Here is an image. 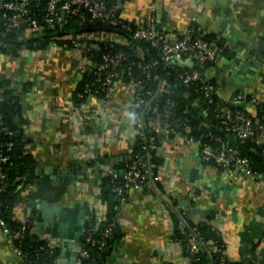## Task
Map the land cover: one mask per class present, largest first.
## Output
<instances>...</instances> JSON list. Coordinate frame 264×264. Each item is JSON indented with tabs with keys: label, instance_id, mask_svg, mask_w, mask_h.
<instances>
[{
	"label": "crops",
	"instance_id": "1",
	"mask_svg": "<svg viewBox=\"0 0 264 264\" xmlns=\"http://www.w3.org/2000/svg\"><path fill=\"white\" fill-rule=\"evenodd\" d=\"M121 16L155 31L184 32L199 26L206 36L217 37L223 52L203 68L206 79L215 82L223 99L245 92L264 107V0H128ZM40 33L28 30L21 37ZM92 35L117 37L106 31ZM0 46V99L1 84L9 80L19 99L17 120L38 160L34 179L21 191L12 219L24 220L38 231L43 203L59 206L52 214L57 235L38 232L61 250L56 264H72L69 251L62 252L68 250L69 233L76 230L60 213L72 208L70 217L77 221L87 210L89 220L93 210L107 214L100 180L104 175H123L147 114L143 117V110L133 109L136 87L125 70L118 72L103 99L78 102L79 88L95 61L59 38L44 45L0 42ZM137 51L143 55L142 49ZM196 63L195 54L184 60L190 68ZM159 81L160 89L165 80ZM247 106L259 122L257 106ZM155 154L160 158L155 189L132 187L116 207V226L105 252L108 264H193L185 245L175 238L176 225L182 224L180 214L190 222L212 214V226L222 236L229 260L264 264V175L253 179L237 169L215 168L203 161L198 142L166 129L159 134ZM0 264H21L1 229Z\"/></svg>",
	"mask_w": 264,
	"mask_h": 264
},
{
	"label": "built area",
	"instance_id": "2",
	"mask_svg": "<svg viewBox=\"0 0 264 264\" xmlns=\"http://www.w3.org/2000/svg\"><path fill=\"white\" fill-rule=\"evenodd\" d=\"M127 1L112 0V4H109L105 0H0V26L7 32L28 30L43 32L46 27L64 28L70 22V18L76 16L81 31L66 36H54L49 40V43H55L58 38L64 39L66 47L79 52L88 60H91L90 52L100 49L99 44L91 41L93 32L114 30L113 28L120 27L123 31L131 32L135 39L145 40L160 49V55L154 62L139 63V67L148 79L152 76L151 68L153 69L158 63L170 68L179 65L185 66L186 56L195 54L198 63L206 66V64L214 62L223 52L220 40L217 37H206L199 26H191L184 32L155 31L151 27L135 26L126 22L122 18L121 12ZM43 2L45 3L43 12L36 15L34 10ZM126 61L129 62V65L124 70L128 76L132 77L136 87L133 109L137 108L144 111L155 92L148 87L147 81L133 77L132 65L134 63L130 61L128 54L124 51L105 52L100 62H94L91 69L94 79L92 82L86 83L84 93H81L80 96H85L87 100L92 98L103 99L114 85L115 76L119 72L118 68ZM178 78L186 85L192 83L200 85L202 100L209 107L214 106L216 109L217 126L223 134L227 135V138L216 135L212 131L195 137L191 134L192 127L187 123L186 118L184 121L180 119L179 123L171 125L165 116L167 111L158 112L157 107L153 108V106L151 111L153 110L154 114L147 117V126L150 132L146 139L147 146H144L143 153L135 154L128 168L123 171L122 184L113 186V191L118 198L122 199L132 187L155 189L154 169L156 164L151 161V157L153 152L159 150V134L163 129L198 142L203 161L215 168L222 170L237 169L244 177L253 179H259L264 175V172L256 171L251 160L230 141L231 138H253L257 144H264V124L254 122L253 117L245 110L232 107L246 103L258 106L260 104L259 99L255 95H249L245 92H238L228 99L217 98L216 84L207 80L205 71L197 67L182 69L178 72ZM160 90L171 93L166 81ZM157 98L158 94L155 99ZM202 100L199 98L195 102L200 104ZM167 102L169 104L175 103L173 100H167ZM181 122L183 124L182 131L177 128H181ZM206 137L209 140H206ZM0 159L6 161L8 157L1 155ZM6 178V173L0 168V192L4 189ZM102 203L105 204L103 201ZM169 204L172 209L180 213L175 205L171 202ZM96 210L91 212L90 220L83 235L84 240L80 242L82 248L76 264H82V260L90 256L88 246L98 250V256L94 258L95 264H108L107 258H104L102 252L107 246V238L113 233L116 226V219L105 224L101 236L97 237L95 233L101 230L102 224L107 221V214L100 215ZM180 217L182 218L181 228L187 230L185 247L191 261H194V256L205 246L209 252H221V264H226L228 257L225 254V248L218 247L214 242H209L207 246L200 236L198 227L189 224L181 214ZM200 221L213 223L212 220L207 219ZM0 229L11 241L13 239L20 240L27 236H36L38 240H43L49 246L54 247L49 240L47 241L45 237L40 235L34 226L24 220L20 221L18 228L12 229L6 220L0 216ZM179 240L182 242L181 239ZM15 249L21 264H33L20 248L15 247Z\"/></svg>",
	"mask_w": 264,
	"mask_h": 264
},
{
	"label": "trees",
	"instance_id": "3",
	"mask_svg": "<svg viewBox=\"0 0 264 264\" xmlns=\"http://www.w3.org/2000/svg\"><path fill=\"white\" fill-rule=\"evenodd\" d=\"M109 4H112V0H105ZM45 3H41L34 12L39 15L43 12ZM195 27V26H194ZM197 27V26H196ZM114 30H107L109 33H116L118 35L114 38H92V42L99 44L100 49H95L89 53V56L93 61L100 62L103 54L106 52L115 53L118 51H124L128 54L130 61L134 63L132 65V74L135 78H140L147 81L148 87L156 92L158 90V98L153 102V108L157 107L158 112L167 111L166 119L174 125L187 119V123L192 127L191 134L198 137L202 134H206L212 131L214 134L227 138V135L217 126V120L215 118L216 109L214 106L209 107L203 100L201 96V88L199 84H183L178 78V72L184 68H190L185 66H175L174 68L166 67L164 64L158 63L153 69L151 68V78L148 79L146 74L143 72L140 64H147L154 62L160 55V49L158 47L152 46L149 42L145 40L135 39L131 32L123 31L122 28H113ZM81 31L80 25L77 21L76 16L70 18V22L64 27H46L44 31L38 35L34 34L30 37H21L23 32L13 31L7 32L2 26H0V42H10L15 47L20 44L27 42L32 44L33 42L39 43V45H44L46 42L54 36H66L67 34H75ZM102 30L94 31L93 34L101 32ZM104 31V30H103ZM117 31V32H116ZM215 37V36H206ZM120 39V40H118ZM64 41V39H60ZM221 44V42H220ZM222 45V44H221ZM2 47L0 46V49ZM140 48L143 51V55L139 54L137 49ZM213 63V62H212ZM212 63L206 64V68L211 66ZM129 65L126 61L118 68V71H122ZM197 68L204 71L200 66ZM161 77L166 81L167 86L171 90V93L163 92L159 89V84ZM146 78V79H145ZM94 79L92 71L86 77V80L79 88L78 102H83L85 96H80L84 93L87 82H92ZM213 82V81H210ZM215 83V82H214ZM9 80L4 81L1 84L2 97L0 99V158L1 155L7 156L6 161H1L0 168L6 173V180L4 189L0 192V216H2L9 227L16 229L20 226V221L13 220L12 214L16 203L20 201V193L24 189L25 185L32 182L34 175L37 170L38 160L31 153L27 147V140L25 139L24 132L22 130L21 121L17 120L20 113V104L18 96L13 93V88L10 86ZM160 90V91H159ZM217 98H221L216 93ZM201 99L200 104L196 105L193 101ZM167 100H173L174 104H169ZM248 103L239 106H232L235 109L245 110L249 115ZM260 121L258 123L264 124V107L259 104L257 106ZM153 110L147 114L148 116L153 115ZM254 122L257 123L256 117L252 116ZM183 124L181 122V128L183 130ZM150 135L148 131L147 123L142 129V133L136 138L135 145L133 147V152L128 155L129 161L124 163L127 169L130 165L131 159L136 153H143L144 146H147L146 139ZM206 140L209 138L206 137ZM232 145L236 146L240 152L247 156L256 171L264 172V144H257L253 138L246 139H230ZM151 161L156 164V168L160 158L153 152ZM124 168V170H126ZM156 168L154 169V176H156ZM123 170V171H124ZM123 178L120 175H104L100 180L101 189V199L107 206V221L102 224L101 230L95 233L97 237L101 236L102 229L105 224L116 219L117 216V205L121 198H118L116 193L113 191V186L115 184H122ZM187 217V216H185ZM181 218V217H180ZM214 216L209 214L207 220H212ZM178 220V219H177ZM182 220V218H181ZM189 224L198 227L200 236L202 240L208 246L209 242L213 241L218 247L225 248V242L218 231L212 226V224L206 221L190 222L186 220ZM175 238L181 239L183 244L186 245L187 240V230L179 228V224L176 225ZM109 238H107L108 241ZM84 240V237H82ZM15 247L20 248L29 258L33 264H56L58 257L60 255V249L57 247H51L43 240H38L36 236H27L20 240H12ZM90 251V256L82 260V264H95L94 258L98 256V250L88 246ZM186 249V247H185ZM186 252L187 249H186ZM104 258H106L105 251L102 252ZM221 252H209L205 246L194 256L193 264H221ZM226 264H250L244 261H231L229 258L226 260Z\"/></svg>",
	"mask_w": 264,
	"mask_h": 264
},
{
	"label": "water",
	"instance_id": "4",
	"mask_svg": "<svg viewBox=\"0 0 264 264\" xmlns=\"http://www.w3.org/2000/svg\"><path fill=\"white\" fill-rule=\"evenodd\" d=\"M196 64L192 65V67L200 66L201 68H205V65H200L199 63H196ZM157 94H158V90L156 91L155 95L153 96L151 102L145 107V109L143 111V117L151 111L152 101L155 99ZM58 209H59V206H57V205L47 207L45 205V203H43V206L41 208L42 218L37 223L38 231H40V232L46 231L47 233L51 234L52 236L57 235L56 234V225H55L56 222L54 223L52 214L55 210H58ZM72 211H73V209L70 208L69 212L66 213V211H65V213H64V210H62L60 213L62 215L61 218H62L63 222L73 225V228L76 230L73 233L72 232L69 233V235L71 236L70 237L71 241L67 244L68 250L63 251L62 255H65L69 251L68 254H71L72 264H76V261H77L78 256H79V252L82 248V245L80 242L82 240V236L85 233V229L88 225L89 212L87 210V215L84 216L83 218L79 219V221H77V220H74L70 217V216H72V213H71ZM65 223L62 224L63 226L61 225V227H62V229H60L61 231H64ZM60 234L65 236V233H63V232H60ZM105 252H109V249L105 248Z\"/></svg>",
	"mask_w": 264,
	"mask_h": 264
}]
</instances>
